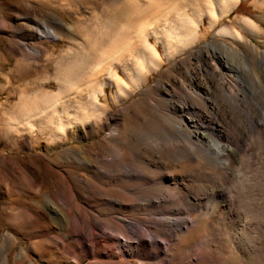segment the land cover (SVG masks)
I'll use <instances>...</instances> for the list:
<instances>
[{
	"label": "bare ground",
	"instance_id": "bare-ground-1",
	"mask_svg": "<svg viewBox=\"0 0 264 264\" xmlns=\"http://www.w3.org/2000/svg\"><path fill=\"white\" fill-rule=\"evenodd\" d=\"M238 1L205 0L203 7L187 2L185 7L190 13L174 8L179 20L178 34L167 27L164 12L154 20L129 22L132 24L131 33L125 35L123 32L125 36L121 35L119 47L115 42L118 50L110 47L105 51V48L85 79L78 77L83 81L77 78L74 81L68 74L66 78L57 75V91L43 93L39 107L28 109L30 111L21 107L27 125L33 126L36 121L49 124L34 142L46 141L43 144L46 143L47 153L56 150L54 159L62 158V163L70 164V160L81 163L83 167L78 164L75 166L77 170L96 173L99 177L112 179L121 174L135 177L134 180L120 181L122 186L118 188L104 186L106 181L104 185L86 181L75 170L72 172L74 183L65 175L56 183L36 185L30 180L31 189L24 198L33 202L42 215H46L45 211L51 214L53 224L59 225L62 221L60 235L68 238L74 248L68 264H80L82 259H87V264H249L243 247L233 242L244 228L241 220L234 216L233 209L243 204L245 196L241 195L243 189L240 188L241 193L235 197L237 195H232L228 185L233 163L245 149L243 139L232 129V110L242 104L249 88L240 82L239 68L230 58L243 55L264 64V50L240 33L256 37L258 43L261 42L259 28L248 17L238 23L240 30L233 25L220 27L194 52L200 63L195 68H188V56L171 61L186 46L200 39L197 29L201 16L207 17V26L213 29L217 19L227 16ZM261 5L264 1L260 6L253 4L257 9H261ZM160 17V27L167 32L166 37L158 29L157 19ZM60 26L63 28L64 24ZM45 34V38L60 39L50 29H46ZM151 36L160 45L162 57L150 44ZM163 59L171 61L160 73L168 83L158 77L147 91L142 92L143 102L136 104L134 101L131 105L133 119H140L138 111L147 106L152 121H148V126L135 121L128 126L122 120H113V127L103 134V125L96 123L91 116L108 110V105H103L100 99L105 88L114 89L110 102L116 105L140 89L149 75L160 69ZM120 71L126 74L125 79ZM104 74L106 77L99 80ZM260 114L262 123L264 101ZM249 118L255 122V117ZM166 120H171L175 126L171 127ZM84 122H90L91 128L79 133L77 127H83ZM153 123L158 132L149 128ZM262 127L264 131V123ZM100 134L103 136L98 141L110 157L102 153L103 158L96 159L91 152L77 147L78 141H92ZM62 146L67 147L60 150ZM184 163L188 169L182 173L170 171L174 165ZM81 188L87 189L88 194L87 198L82 195V199L92 201L97 208L92 209L93 212L78 200L81 196H76V191ZM55 189L61 191L55 193ZM261 206L264 213V199ZM55 213L61 218L54 216ZM192 213L197 214V220H191ZM198 220L205 223V231L199 239L181 247L176 234L196 227L192 225ZM58 238L64 241L61 236ZM9 241L12 240L6 237L0 243V264H3ZM257 243L251 247V260L261 264L264 252L259 247L262 243ZM158 248L171 251L168 259L157 253ZM151 253L155 254L153 261ZM134 257L139 259L137 263L130 262Z\"/></svg>",
	"mask_w": 264,
	"mask_h": 264
},
{
	"label": "rangeland",
	"instance_id": "rangeland-1",
	"mask_svg": "<svg viewBox=\"0 0 264 264\" xmlns=\"http://www.w3.org/2000/svg\"><path fill=\"white\" fill-rule=\"evenodd\" d=\"M260 1L264 0H239L237 6L227 16L217 19L213 29L208 28L207 17L201 16L197 29L200 39L186 46L184 51L175 55L171 61L188 56V68H195L200 63L194 52L201 43L208 42L212 34L222 26L233 25L240 30L238 23L247 17L252 19L259 28L261 42L257 43L256 37H250L242 31L240 33L253 43L259 44V47L264 50V5H261V9L253 6V4L260 6ZM187 2H195L201 7L205 5V0H0V243L6 237L12 240L9 241L8 248L5 250L3 264H68L72 251H74L69 239L60 235L62 221L59 225L53 224L51 214L45 211L46 215H42L33 202L25 200V195L31 189L29 185L31 179L36 185L45 182L56 183L65 175L68 181L74 183L72 175L74 170L78 171L84 180L99 185L102 183L104 185L106 181L104 186L110 188L122 186L120 181L135 179L133 175L125 174L112 179L99 177L100 175L96 173L94 175L84 170H77L75 166L81 163H74L73 160H70V164L62 163L64 159H54L56 150L51 149L47 153L44 147L46 143L43 144L46 142L44 139H42L43 143L41 140V143L34 142L37 136L40 137V131L48 129L49 124L36 121L33 126L27 125L22 118L24 114L22 108L30 111L33 107H39L43 93L57 91L56 79L59 78L57 75L66 78L68 74L74 81L76 78L80 82L83 81L84 77L90 73V67L92 69L93 63L101 57L104 49L106 48L105 51L110 47V49L112 47L117 49L120 46L119 40L123 32H126L125 35L131 33L132 24L130 23L152 20V18L154 20L160 12H164L165 18L168 19L167 27L172 33L178 34L179 20L175 16L174 8L178 7L190 13L189 8L185 7ZM162 17L157 19L159 20L157 25L163 37H166L167 32L161 29ZM62 23L63 28L60 26ZM46 29L52 30L60 39L45 38ZM149 40L162 57V49L159 44L155 43L154 37L151 36ZM35 51L38 54H34ZM163 60L160 69L152 72L140 89L134 90L127 99L116 105L110 102L114 89L105 88V94L101 95L100 99L103 105H108V110L91 116L92 120L103 125V134L113 127V120H122L121 122L127 123L128 126L133 125L134 121L139 125L148 126L150 120L152 121L151 116L149 118V108L144 106L146 109L139 110L138 115L141 114V116L137 120L131 117L133 115L131 105L134 101L136 104L143 102L142 92L147 91L158 77L168 83V79L161 77L160 73L169 66L171 61ZM230 60L234 66L239 68L240 82L249 88L242 104L236 105L232 110L234 112L232 129L235 134L240 135L245 146L244 151L239 153L241 154L239 159L236 158L233 163L232 176L228 181L232 195L238 197L237 193H241L239 190L241 188V191L243 189L241 195L245 196L243 204L233 209L234 216L241 220L242 228L244 227L242 234L240 233L241 235H238L233 242L243 247L248 255L246 256L249 264H255L251 260L253 257L251 247L254 242H258L259 245L262 243L259 247L264 252V213L261 209L264 199V131L262 127L264 122H260L264 101V64L261 61L250 60L243 55L231 56ZM118 68L120 70L121 66ZM120 74L124 79L126 78V74L121 71ZM105 75L100 76L99 80H103ZM78 77H83V80ZM182 82L186 84L183 79ZM249 116L255 117V122H252ZM167 123L171 127L175 126L171 120ZM153 124L149 128L151 131L154 130L153 132H158L156 124ZM90 125V122H84L83 127H77L78 132L90 130ZM103 134L92 141L84 139L78 141L77 147L88 153L91 152L93 157H97L96 159L103 158L102 153L110 157V153L103 150L98 141ZM66 147L62 146L60 150ZM81 165L78 167H83ZM187 169L188 166L184 163L174 165L170 171L180 174ZM60 191L56 190L55 193ZM62 193L68 194L66 191ZM76 194V196H81L78 200L89 211L93 212L92 209H97L92 201L89 203L82 199V195L87 198V189H78ZM56 215L61 218L60 214L55 213L54 216ZM191 218L193 221L197 220V214L192 213ZM204 224L203 221H199L192 225L196 227L187 228L185 233L178 232L176 235L180 246L184 247L199 239L205 231ZM59 236L64 241L59 240ZM245 248L248 250L245 251ZM163 249L158 248L157 253L162 258L168 259L171 251L165 248V252ZM150 256L153 261L155 254L151 253ZM262 258L261 264H264V257ZM138 261L137 257L130 260L131 263ZM87 263V259L80 261V264Z\"/></svg>",
	"mask_w": 264,
	"mask_h": 264
}]
</instances>
